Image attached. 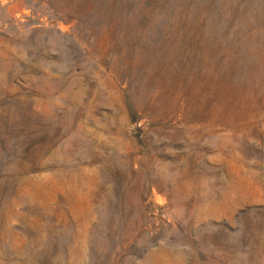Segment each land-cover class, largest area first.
<instances>
[{"label":"rangeland","instance_id":"obj_1","mask_svg":"<svg viewBox=\"0 0 264 264\" xmlns=\"http://www.w3.org/2000/svg\"><path fill=\"white\" fill-rule=\"evenodd\" d=\"M0 264H264V0H0Z\"/></svg>","mask_w":264,"mask_h":264}]
</instances>
